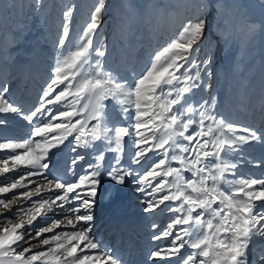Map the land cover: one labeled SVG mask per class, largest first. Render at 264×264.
Listing matches in <instances>:
<instances>
[{
    "label": "snow or ice",
    "instance_id": "obj_1",
    "mask_svg": "<svg viewBox=\"0 0 264 264\" xmlns=\"http://www.w3.org/2000/svg\"><path fill=\"white\" fill-rule=\"evenodd\" d=\"M106 3L96 0L79 43L58 57L41 104L25 111L8 98L9 86H0V174L19 166L27 169L0 186V194L28 189L0 198V208L11 212L21 197L32 201L9 216L0 213V264H125L113 251L102 250L91 235L90 209L106 151L117 153L106 176L118 185L134 176L137 190L148 197L143 211L170 214L163 228L152 224L154 241L168 239L167 245L149 253L153 264H172V258H178L175 264H251L254 249L260 250L259 259L264 261V177L238 174L245 161L244 146L264 143V129L227 120L215 111L214 98L195 100L201 88L200 69L211 64L210 59H199L208 3L197 0L199 15L186 19L176 37L133 79L106 69L100 59L106 48L93 43ZM35 6L41 7L42 0H35ZM75 7L68 5L63 13L58 47L69 42ZM57 104L61 108L52 112L49 106ZM13 120L30 128L26 138L5 134L14 131ZM69 135L76 155L61 169L58 150ZM126 137L135 149L132 163L142 171L121 164L119 153ZM78 147L94 151L95 161L81 165L85 171L75 180H62V171L74 172V166L85 160ZM32 176H43L46 183L29 189L35 181L25 180ZM42 188L53 196H43ZM34 195L40 199L32 200ZM68 203L73 206L65 208ZM56 209L63 210L61 219L34 225L38 217ZM62 226L75 230L55 231ZM45 233L54 235L41 239ZM36 246L47 247L32 252Z\"/></svg>",
    "mask_w": 264,
    "mask_h": 264
},
{
    "label": "bare ground",
    "instance_id": "obj_2",
    "mask_svg": "<svg viewBox=\"0 0 264 264\" xmlns=\"http://www.w3.org/2000/svg\"><path fill=\"white\" fill-rule=\"evenodd\" d=\"M24 1L26 2V0ZM208 1L211 6H214L217 0ZM31 29L33 30V28ZM175 32L174 29L170 34L173 35ZM37 33V29H34V34L30 36V41L29 37H25L27 35L26 32H21V44L16 52H13L10 54V57L7 58V49H2V54L0 56V86L7 84L10 88L8 98L10 101L22 106L25 111L43 102L41 100V95L46 89V83L51 77L54 65L50 58L48 59V56H44L47 60H43L44 58H34L35 52H33L32 49L33 45L37 46L41 42L39 40L41 38L36 36ZM213 39L220 44L218 37L213 36ZM257 51L260 52V58L264 65V19L261 20L260 43ZM15 54H17L18 59L15 63H11L10 61ZM153 54L154 49L148 50L140 57V61L136 62V60H133L137 58V55L126 53L118 61L119 74L130 79L139 76L148 66L149 60L152 58ZM237 56L238 55L235 53H232L228 58H225L222 55L221 47H216L214 49L213 57L215 61L210 72V82L207 87H204L202 92H199V95H195V100L197 102H202L204 100L211 101L214 98L215 111L223 115L227 120L255 129H264V103L259 101L258 97L261 96V94L257 92L259 83L251 89L252 91H249L247 82L243 80L242 76L233 81L230 80V77L234 75V69L231 70L230 65L237 63H235ZM241 62L245 67L246 58H243L240 63ZM241 80L244 82H240ZM229 84H231L232 92H227ZM49 107L52 112H55L58 108H61V105L57 104ZM45 119L47 118L45 117ZM12 127L14 131L5 134L14 138H26L30 131V128L23 121L13 120ZM72 137V135H69L64 141V144L60 146V150H58L57 159L60 161L61 169L66 168L70 159L76 155V153L71 151L72 147L75 146L74 143H69V141H72ZM97 144H99V142H97ZM244 147L246 149L245 161L238 169V174L242 173L245 176L256 178L264 177V143L256 142L250 146L246 145ZM54 151L57 150L54 149ZM134 151L135 149L131 146L130 138L126 137L123 151L119 153L121 164L124 168L133 170L134 172L142 171L138 165L132 163ZM77 152L84 154L85 160L74 166V172L65 173L62 171L60 174L62 180L70 182L75 180L76 175L83 174L85 171L81 165H86L95 161L96 153L94 151H86L82 147H78ZM116 155L117 153L115 152H105V160L100 169L101 175L98 177L99 184L96 186L95 204L90 209L93 215V221L90 222L92 227L91 235L94 237L95 241L101 245L102 250L113 251L122 258L125 264H153V262L148 259L149 253L155 251L158 246L167 245L168 239L154 241L152 239L154 234L152 224H159L161 228H163L169 221L170 214H162L159 210L156 213H145L143 211L144 202L148 197L145 193L137 190L138 185L134 182V176L126 178V182L123 185H118L104 174L105 170L112 166L113 159ZM169 155H171V153H169ZM256 162H259V167L256 166ZM0 166H2V164H0ZM8 166L10 168L12 167L11 161ZM26 170L24 166H19L9 173L0 174V186H7V183L12 182L14 177H18ZM185 175L188 176L189 174L185 173ZM49 178L51 179L52 177L50 176ZM28 180L35 181V183L29 185V189H34L38 184L46 183L43 176L29 177L25 180V183H28ZM26 190L28 189H14L12 192L0 194V198L7 199L8 197ZM41 194L45 197H51L54 193L52 191H45L42 188ZM39 199V196L34 195L32 197V200ZM31 202L32 201L21 197L16 204L11 205V212H6L0 208V213H2V216H9L15 213L17 208L21 206L27 207ZM72 206V203H68L65 205V208H70ZM63 215V210L56 209L54 212H48L46 215L38 217V219L34 221V225L43 227L47 222L61 219ZM68 215H71V213H68ZM2 216H0V218H2ZM13 222L16 221L14 220ZM77 227H79V225ZM74 230L75 229L71 226H62L55 231L72 232ZM155 231L158 232L160 229H156ZM32 234L35 235V232ZM52 235H54V233H45L41 239ZM31 243L36 245L37 242L31 241ZM23 247H27V245H23ZM46 247L47 246L33 247L32 252L42 251ZM183 251L185 250H182V252ZM188 251H191V249H188ZM30 254L31 253H28L26 255ZM260 255V250L254 249L253 255L249 257L251 264H264V261L259 259ZM176 259L178 258H172V264H175ZM37 264H39V262H37Z\"/></svg>",
    "mask_w": 264,
    "mask_h": 264
},
{
    "label": "rangeland",
    "instance_id": "obj_3",
    "mask_svg": "<svg viewBox=\"0 0 264 264\" xmlns=\"http://www.w3.org/2000/svg\"><path fill=\"white\" fill-rule=\"evenodd\" d=\"M196 2L197 0H107L102 27L93 41L94 45L106 48V55L100 58L106 69L119 73L118 61L126 53L137 55L133 61L138 62L144 52L154 49L156 53L161 50L176 37L186 19L199 15V10L194 6ZM206 2L209 5L205 12L207 27L199 59H210L211 64L200 69L201 88L196 90V95L209 84L215 61L214 49L221 47L225 58L232 53L238 55L235 59L238 64L230 65L231 70L234 69L230 80L242 76L249 91L259 83L260 89L257 88V92L261 96L258 94V98L264 103V65L260 52L257 51L261 20L264 19V3L261 0H217L211 6L208 0ZM95 3L96 0H42V6L36 7L35 0H0V56L2 49H7V58L16 52L21 44V32H26L25 37H29L31 41L30 36L37 29L36 36L41 38V44L38 47L33 45L34 58L47 60L45 57L48 56L55 65L61 53L68 54L73 45L79 43L80 33L88 22ZM68 5L76 6L68 29L69 42L58 47L57 41L65 22L63 13ZM174 29L176 32L170 34ZM213 36L218 37L220 44ZM16 57L17 54L10 62L15 63L18 59ZM242 57L246 58L245 67L240 63ZM230 91L232 92L231 84L227 89V92Z\"/></svg>",
    "mask_w": 264,
    "mask_h": 264
},
{
    "label": "water",
    "instance_id": "obj_4",
    "mask_svg": "<svg viewBox=\"0 0 264 264\" xmlns=\"http://www.w3.org/2000/svg\"><path fill=\"white\" fill-rule=\"evenodd\" d=\"M210 23V22H209Z\"/></svg>",
    "mask_w": 264,
    "mask_h": 264
}]
</instances>
